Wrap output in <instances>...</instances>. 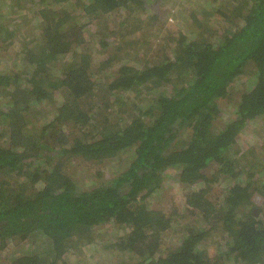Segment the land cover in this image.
I'll return each mask as SVG.
<instances>
[{
    "label": "trees",
    "instance_id": "1",
    "mask_svg": "<svg viewBox=\"0 0 264 264\" xmlns=\"http://www.w3.org/2000/svg\"><path fill=\"white\" fill-rule=\"evenodd\" d=\"M164 1L0 0V264H264V144L242 143L264 119V0H205L177 23ZM115 12L156 18L160 38ZM127 151L79 186L73 165L101 179ZM170 175L187 188L164 210Z\"/></svg>",
    "mask_w": 264,
    "mask_h": 264
},
{
    "label": "rangeland",
    "instance_id": "2",
    "mask_svg": "<svg viewBox=\"0 0 264 264\" xmlns=\"http://www.w3.org/2000/svg\"><path fill=\"white\" fill-rule=\"evenodd\" d=\"M205 0H165L164 2L160 3V11H159V16H162L160 18H162L160 21L162 22L165 18L169 19L170 22L173 23H177L180 22L184 15L187 17H189V12L190 10H195L196 7L198 5L203 4ZM206 2V1H205ZM3 7L0 8V10H2ZM198 8V7H197ZM209 10V9H206ZM150 14L153 15L154 14V10H150ZM206 16L203 17V19ZM108 20L110 21V25H112L115 29H119L120 27V31L128 30L129 31H135L136 34L141 35V36H147V35H154V36H158V30L156 27L155 23V19H149L148 20V24H146L145 22H140L139 19H134L132 18L130 22H125L123 24V20L125 18L124 14H121L120 12H115L113 14H111V16L107 17ZM136 18V17H135ZM178 19V20H177ZM209 19V18H208ZM213 22L215 21V19H213ZM104 24V21H102ZM122 22V23H121ZM136 22H139V24H137ZM218 23V22H215ZM95 26V25H94ZM92 26V28L94 27ZM103 26V25H101ZM117 32L116 36H120L121 32ZM138 32V33H137ZM107 36H109V34H107ZM159 37V36H158ZM160 38V37H159ZM149 39V38H148ZM155 40H152L150 42V44L152 45L153 48H159L162 45H164L165 43L162 44H156L154 42ZM151 53V51H145L144 56L146 54ZM152 54V53H151ZM137 53L135 51L130 53V56L132 57H136ZM242 83L244 82L245 84V79L242 78L241 79ZM247 83V82H246ZM241 86V85H240ZM240 86L238 88H240ZM241 91V89H238L237 92L233 93V95L231 97H233V99H222L221 100V115L220 117L216 120L217 122V126L219 125H223L225 124L226 121H229L232 117V113L234 112L235 106L233 105V102L236 101V98L238 97V95L240 94L239 92ZM260 122L256 123V124H252V129L249 131V133L247 134V138L244 139L242 141L245 142L244 145L246 144H257L261 143L262 145L264 144V119H260ZM259 124H262V127L258 128ZM259 130V131H257ZM245 149V148H244ZM248 149V148H247ZM259 151V148H257V152ZM131 155V153H129L127 151V154H125L123 156V158H120V160H116V161H111L109 163H106L105 167L101 168V171L104 172V177L103 178H97L98 173L95 174L94 173V167L93 166H80V165H73L71 167V170L74 172V175L77 178V182L79 184V186L81 188H86L89 186L94 185L96 182H100L101 180H108L111 176H113V174L116 172V170L122 168L123 166H125L127 164V158ZM254 162L257 163L258 165L260 164H264V149L260 150L258 153H254ZM260 162V164H259ZM264 171V170H263ZM72 172V173H73ZM225 185V183H220V184H215L213 187L214 190V194L215 195H220L221 191L220 188L223 187ZM166 189L163 190L161 192V194H157V196H153V198H151V203L152 205L158 207V208H162L164 210H167V208H172L173 204L174 205H179L183 199V194L187 188L186 185L184 184H180L176 181H174L172 179V175L167 177V182H166ZM261 201V200H260ZM119 233H121V231H119V229L115 226H109V227H103L100 230H97L95 233V236L97 238H95L96 240H101L103 242H109L107 241V237L110 238L113 235H118ZM175 241V240H174ZM41 243V241H40ZM42 244V243H41ZM212 243H210L209 246L211 253L214 254V249L215 246L211 245ZM88 250V248H87ZM11 253V251H2L0 252V261H6L7 257L9 256V254ZM90 253V252H89ZM90 255V254H88Z\"/></svg>",
    "mask_w": 264,
    "mask_h": 264
}]
</instances>
